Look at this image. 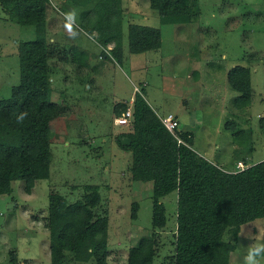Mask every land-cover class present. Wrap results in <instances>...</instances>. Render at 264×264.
Returning <instances> with one entry per match:
<instances>
[{"label":"rangeland","instance_id":"374dc122","mask_svg":"<svg viewBox=\"0 0 264 264\" xmlns=\"http://www.w3.org/2000/svg\"><path fill=\"white\" fill-rule=\"evenodd\" d=\"M95 1L105 0L87 5L49 0L46 5L45 36L66 48L55 47L48 60L53 68L49 176L34 181L30 192L23 180L17 179L12 181L11 195L0 194V264H50L45 214L51 189L74 201L81 197L85 184L98 185L100 207L108 211L107 264H126L128 246L151 232L152 182L130 178L131 152L115 140L127 127L113 122V101L130 96L129 100L134 96L133 84L141 89L140 81L145 83L146 100L157 114L176 112L178 128L181 124L192 131L191 147L214 164L230 169L240 157L246 160L244 166L264 158V133L257 124V116L264 115V66L260 62L251 65L252 97L244 109L233 107L238 91L226 80L234 64H248V53L264 57V0H197L198 18L181 24H162L149 0H120L124 32L127 22L149 23L161 27L162 37L155 56L154 50L127 51L128 60L122 64L107 54L99 57L104 50L99 49L95 31L90 33L83 26V14ZM71 12L75 16L69 19ZM35 37L33 26L7 19L0 8V98L9 97L11 87L19 82L18 43ZM79 48H85L84 57L88 56L82 65ZM194 68L199 78L191 81L185 71ZM172 80L180 83L173 94ZM183 98L185 105L180 106ZM247 126L252 132L245 136L242 130ZM176 197L173 190L160 198L166 222L156 231L158 248L153 264L164 263L173 251ZM133 201L138 202L135 219L130 217ZM259 243H264V217L242 224L237 237L224 234V260L244 264L248 248ZM12 256L15 261L10 260Z\"/></svg>","mask_w":264,"mask_h":264},{"label":"trees","instance_id":"16d2710c","mask_svg":"<svg viewBox=\"0 0 264 264\" xmlns=\"http://www.w3.org/2000/svg\"><path fill=\"white\" fill-rule=\"evenodd\" d=\"M49 0H0L6 18L20 25H31L36 37L18 43L19 82L11 87L9 97L0 98V194H10L12 181L21 179L26 192L36 180L49 176L51 150L49 137V95L53 68L48 62L54 48L62 47L45 36L46 5ZM82 5L93 0H73ZM149 0L161 23L190 22L198 18L197 0ZM92 10V11H91ZM82 17L84 28L96 33L97 42H113L110 56L120 61L122 53V15L120 0L95 1ZM129 52L136 53L160 46L157 27L129 23ZM264 54V53H263ZM262 57V59H261ZM63 58V56H62ZM248 64L236 63L227 73L231 88L238 91L233 107L244 109L251 103V65L264 57L250 52ZM133 98V116L127 130L115 136L117 145L131 152L130 178L151 181L152 207L149 234L128 246L126 264H153L157 254V228L165 225V206L160 198L175 190L176 229L173 251L162 264H229L223 257L221 243L226 232L237 237L242 224L264 217V158L240 170H226L193 148L192 134L177 129L182 142L165 128L157 112L144 98L143 87ZM125 103L113 105L114 115ZM27 112L23 124L16 116ZM62 110L59 108V113ZM244 119L247 124L248 116ZM228 120L226 123L229 124ZM264 133V115L257 116ZM242 130L251 135L252 129ZM234 135V131H233ZM128 137V144L121 143ZM252 147L248 150L251 151ZM96 184H85L80 198L69 201L57 190L48 193L45 226L49 237L50 264H107L108 211L100 207ZM138 202L133 201L130 217H137ZM16 257L12 256L11 261Z\"/></svg>","mask_w":264,"mask_h":264},{"label":"crops","instance_id":"0c3cea01","mask_svg":"<svg viewBox=\"0 0 264 264\" xmlns=\"http://www.w3.org/2000/svg\"><path fill=\"white\" fill-rule=\"evenodd\" d=\"M122 9H123V7H122ZM124 10V9H123ZM3 12V11H2ZM5 17H6V15H5ZM193 21V20H192ZM191 22V21H190ZM129 23H136V24H141V23H137V22H132V21H130V22H127L126 23V30H125V32L123 31V28H121L122 29V53H121V57H120V61H118L120 64H122V62L123 61H127L128 60V58H127V55H125L126 53H127V51H129L128 50V43H127V26H128V24ZM182 23H188V22H182ZM162 24H164V23H162ZM177 24H181V23H177ZM123 25V24H122ZM141 25H147V26H153V27H156V26H154L153 24H147V23H144V24H141ZM157 28H159V30L161 29V27H157ZM95 33V32H94ZM160 39H161V43H160V46L159 47H161V44H162V37H161V30H160ZM51 40H53L52 38H51ZM126 40V43H124V41ZM183 41H185V40H183ZM99 44V43H98ZM186 44H187V46H189L190 45V40H188L187 39V41H186ZM100 45V44H99ZM112 46H113V43H108L107 45H105V46H101L100 45V51H101V49L102 50H104V53H102L101 54V52H99L98 53V56L99 57H106V56H110L111 54H110V49L109 48H112ZM76 47V46H75ZM159 47H157L156 49H149V50H154L153 51V55L152 56H155L156 55V53L158 52V49H159ZM79 49H81L80 51H81V54L83 55V57H80L81 59H79V65H82V64H84L85 63V61H86V63H87V57L88 56H85L84 57V55H85V48H79ZM109 50V51H108ZM145 51H148V50H145ZM142 52H144V51H142ZM136 53H140V52H136ZM105 54H107L106 56H104ZM133 59L136 61V58L135 57H133ZM115 61V60H114ZM186 61H188V60H186ZM186 64V62H184V64H182V65H185ZM172 68H173V64H172ZM196 68H194L190 73H189V71H185V74H186V78H189V80H191V81H195V80H197L198 78L195 76V72H196ZM181 75H183V73L181 74ZM195 78V80H193ZM162 79H167L166 77H163ZM139 83H141L140 85L143 87V90H144V98H145V100H146V97H145V93H146V88H145V83L144 82H142V81H140ZM172 83H173V86L171 87V91H170V93L171 94H173V93H176L175 92V90H174V88H176V87H178V85L180 84L177 80L176 81H174V80H172ZM135 86H137L136 84H133V91H134V87ZM164 87L166 88L165 90H167L168 88H167V85H164ZM180 94H182L181 93V89H180ZM133 95H134V93H133ZM181 96V95H180ZM130 96H128V97H120V98H118V99H116V100H114L113 101V105L116 103V102H118V101H121V102H124L126 99H128ZM164 100V102L165 103H168V100H166V99H163ZM147 101V100H146ZM185 102H186V100L183 98L182 99V102H181V104H180V106H184L185 105ZM147 103L150 105V103L147 101ZM151 106V105H150ZM152 107V106H151ZM153 108V107H152ZM185 108V107H184ZM154 109V108H153ZM155 110V109H154ZM235 110H237L236 108H235ZM114 113V112H113ZM173 114H175L176 116H177V118H179L178 117V115L176 114V112L175 113H173ZM114 115V114H113ZM114 116H116V115H114ZM113 122H114V120H113ZM114 124H115V122H114ZM119 125V124H118ZM125 126V125H124ZM127 130V129H126ZM179 130H183V131H189L191 134H192V131L188 128V126H182L181 124H180V128H179ZM125 131V130H124ZM192 148V147H191ZM238 160H241L242 161V157H240V158H237L236 159V161H234L233 163L235 164L234 165V167L233 168H235L236 167V162L238 161ZM216 164V163H215ZM217 165V164H216ZM233 168H230V169H226V170H235V169H233Z\"/></svg>","mask_w":264,"mask_h":264},{"label":"built area","instance_id":"2783aa9c","mask_svg":"<svg viewBox=\"0 0 264 264\" xmlns=\"http://www.w3.org/2000/svg\"><path fill=\"white\" fill-rule=\"evenodd\" d=\"M136 92H140L139 88L137 86L134 87V94ZM133 98L134 96H132L129 100H125V109L118 114L117 116H115L114 118V122L116 124L119 125H125L128 126L130 125L132 116H133ZM157 114V113H156ZM159 118L161 120V122L163 123V125L165 126V128L176 138L177 142H182V139L178 136L177 134V129L179 122H178V118L175 114H173L172 112H167L164 115H159ZM243 167H245L243 165V162L241 160H238L236 162V168L235 170H240Z\"/></svg>","mask_w":264,"mask_h":264},{"label":"clouds","instance_id":"9594fccd","mask_svg":"<svg viewBox=\"0 0 264 264\" xmlns=\"http://www.w3.org/2000/svg\"><path fill=\"white\" fill-rule=\"evenodd\" d=\"M68 18L71 19L75 16L74 12L67 14ZM70 34L75 37L76 33L72 29L71 24L67 25ZM28 113L21 112L16 116V123L23 124L27 119ZM115 118V117H114ZM261 259H264V243L253 244L248 248L247 254L244 257V264H261Z\"/></svg>","mask_w":264,"mask_h":264},{"label":"water","instance_id":"95a60500","mask_svg":"<svg viewBox=\"0 0 264 264\" xmlns=\"http://www.w3.org/2000/svg\"><path fill=\"white\" fill-rule=\"evenodd\" d=\"M130 142V139L128 137H123L121 139V143L128 144Z\"/></svg>","mask_w":264,"mask_h":264}]
</instances>
